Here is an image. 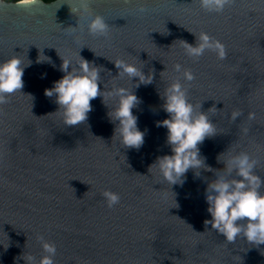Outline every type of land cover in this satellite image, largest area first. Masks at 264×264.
Instances as JSON below:
<instances>
[{"label":"water","instance_id":"water-1","mask_svg":"<svg viewBox=\"0 0 264 264\" xmlns=\"http://www.w3.org/2000/svg\"><path fill=\"white\" fill-rule=\"evenodd\" d=\"M89 13L80 15L75 0H0V61L31 62L23 87L0 104V264H28L24 255L38 264L44 241L55 244L54 264H264V243L228 241L204 223L207 182L224 166L218 154L247 151L264 178V0H226L220 11L200 0H89ZM94 14L109 25L106 35L87 30ZM201 32L223 43L224 58L212 48L187 54L184 41L195 45ZM79 53L101 66V88L131 86L117 77L118 58L154 72L133 88L146 131L139 149L119 143L100 96L86 121L69 126L45 95L64 74L61 56L77 61ZM176 63L195 78L183 80ZM177 78L216 132L199 144L212 170L190 168L183 186L170 187L150 165L170 153L156 121L169 115L161 93ZM106 189L119 194L112 206Z\"/></svg>","mask_w":264,"mask_h":264},{"label":"clouds","instance_id":"clouds-1","mask_svg":"<svg viewBox=\"0 0 264 264\" xmlns=\"http://www.w3.org/2000/svg\"><path fill=\"white\" fill-rule=\"evenodd\" d=\"M31 2L32 0H21L25 5ZM225 3L226 0H200L201 7L216 11L222 10ZM75 9L82 16L90 15L89 0H75ZM144 11L145 8L141 6L139 12ZM108 28L102 15H91L87 24L90 33L106 35ZM197 41L195 45L184 41L189 56L199 57L208 48L215 49L221 58L226 56L223 43L208 33L201 32ZM79 56L77 61L61 56L60 71L64 74L44 90L46 96L55 97L62 122L71 126L86 121L92 110L91 100L100 96L102 102L109 107L107 115L110 120L118 121L114 132L119 137V143L128 148L139 149L144 143L146 131L139 128L138 115L133 112L140 100L133 88L152 83L154 72L145 73L136 64L118 58L114 60L117 77L126 76L131 81V86L112 84L109 88L104 84L101 88V66L85 59L80 53ZM39 57L38 62L43 61ZM47 58L46 60H50ZM30 63L25 64L19 56L0 61V104L7 102L12 94L23 87L22 77ZM175 70L181 73L185 81L195 78L194 73L184 69L180 63L175 64ZM46 75L47 73L42 74ZM134 77H138L135 84ZM161 96L164 101L162 107L169 115L156 121V124L167 128L166 143L170 146V153L158 155L150 168L154 166L158 170L161 183L170 187L176 184L183 186L190 168L196 170L195 176L200 175L201 168L212 170L205 163L206 158L202 156L199 144L216 132V125L209 118L208 112L201 111L200 105L197 106L189 98L188 89L180 78L168 83ZM239 115L238 110L232 111L233 119ZM253 118L254 113H249V119ZM247 131V128L243 129V132ZM217 159L224 166L215 170V178L208 181L205 188L207 211L210 213V218L204 220L205 225L210 224L228 241L242 236L250 243H264V191H261L264 178L255 171L257 160L247 151L233 148L218 154ZM103 194L109 206L120 199L119 194L110 189H106ZM40 239L43 240V237ZM43 248L48 254L42 256L38 264H54L55 244L44 241ZM24 259L31 264L34 257L29 255L26 258L24 255Z\"/></svg>","mask_w":264,"mask_h":264},{"label":"trees","instance_id":"trees-1","mask_svg":"<svg viewBox=\"0 0 264 264\" xmlns=\"http://www.w3.org/2000/svg\"><path fill=\"white\" fill-rule=\"evenodd\" d=\"M7 1H20V0H7ZM44 1H46V2H52V1H55V0H44Z\"/></svg>","mask_w":264,"mask_h":264}]
</instances>
